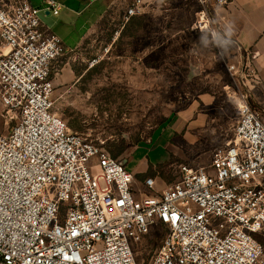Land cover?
<instances>
[{
    "label": "built area",
    "instance_id": "1",
    "mask_svg": "<svg viewBox=\"0 0 264 264\" xmlns=\"http://www.w3.org/2000/svg\"><path fill=\"white\" fill-rule=\"evenodd\" d=\"M230 1L197 0L192 30L217 39L215 12ZM146 9L131 0L124 18ZM68 52L29 0H0V106L15 121L0 135V264H139L153 234L161 243L148 264H264V112L248 93H235L239 117L209 165L183 164L157 191L54 113L50 74ZM254 59L230 66L237 87L256 76Z\"/></svg>",
    "mask_w": 264,
    "mask_h": 264
},
{
    "label": "rangeland",
    "instance_id": "2",
    "mask_svg": "<svg viewBox=\"0 0 264 264\" xmlns=\"http://www.w3.org/2000/svg\"><path fill=\"white\" fill-rule=\"evenodd\" d=\"M105 2L82 46L53 64V111L72 132L120 152L126 171L141 183L155 179L160 191L178 180L181 165L208 166L211 151L231 138L240 78L214 40L192 30L195 0H159L129 20L131 0ZM3 114L0 106L7 135L15 121ZM152 236L137 247L139 264L161 243Z\"/></svg>",
    "mask_w": 264,
    "mask_h": 264
},
{
    "label": "crops",
    "instance_id": "3",
    "mask_svg": "<svg viewBox=\"0 0 264 264\" xmlns=\"http://www.w3.org/2000/svg\"><path fill=\"white\" fill-rule=\"evenodd\" d=\"M29 1L39 10L43 28L55 35L69 52L82 46L90 30L107 9L105 0H55L60 9L54 15L46 9L47 0ZM144 1L147 9L153 12L155 9L152 8L159 0ZM215 14L222 30L214 42L222 49L220 54L223 59L238 68L244 65L245 59L255 55L252 62L256 76L246 79L243 82L245 87H237V92L246 91L252 108L264 112V0H231L227 6L216 10ZM232 92L237 93L235 90ZM161 189L158 185V190Z\"/></svg>",
    "mask_w": 264,
    "mask_h": 264
},
{
    "label": "water",
    "instance_id": "4",
    "mask_svg": "<svg viewBox=\"0 0 264 264\" xmlns=\"http://www.w3.org/2000/svg\"><path fill=\"white\" fill-rule=\"evenodd\" d=\"M121 163L125 166L126 165V161L125 160H121Z\"/></svg>",
    "mask_w": 264,
    "mask_h": 264
},
{
    "label": "trees",
    "instance_id": "5",
    "mask_svg": "<svg viewBox=\"0 0 264 264\" xmlns=\"http://www.w3.org/2000/svg\"><path fill=\"white\" fill-rule=\"evenodd\" d=\"M50 77H51V75H50ZM119 153H120V152H118V154H116V155H113V157H114V158H117V156L119 155ZM117 159H118V158H117Z\"/></svg>",
    "mask_w": 264,
    "mask_h": 264
},
{
    "label": "clouds",
    "instance_id": "6",
    "mask_svg": "<svg viewBox=\"0 0 264 264\" xmlns=\"http://www.w3.org/2000/svg\"><path fill=\"white\" fill-rule=\"evenodd\" d=\"M228 35H229V36H231V35H232V33H231V32H229V33H228Z\"/></svg>",
    "mask_w": 264,
    "mask_h": 264
}]
</instances>
